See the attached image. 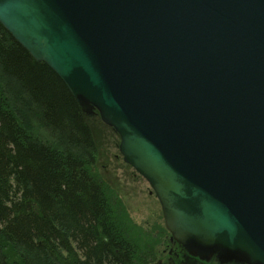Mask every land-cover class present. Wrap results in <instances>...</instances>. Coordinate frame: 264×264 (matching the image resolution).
Here are the masks:
<instances>
[{"label": "water", "instance_id": "obj_1", "mask_svg": "<svg viewBox=\"0 0 264 264\" xmlns=\"http://www.w3.org/2000/svg\"><path fill=\"white\" fill-rule=\"evenodd\" d=\"M0 24L118 135L171 240L264 264V0H0Z\"/></svg>", "mask_w": 264, "mask_h": 264}, {"label": "trees", "instance_id": "obj_2", "mask_svg": "<svg viewBox=\"0 0 264 264\" xmlns=\"http://www.w3.org/2000/svg\"><path fill=\"white\" fill-rule=\"evenodd\" d=\"M86 118L61 79L0 24V264L157 260L161 239L130 235L125 210L95 171Z\"/></svg>", "mask_w": 264, "mask_h": 264}, {"label": "rangeland", "instance_id": "obj_3", "mask_svg": "<svg viewBox=\"0 0 264 264\" xmlns=\"http://www.w3.org/2000/svg\"><path fill=\"white\" fill-rule=\"evenodd\" d=\"M32 130L47 138L43 128H40L27 112H23ZM97 144L98 156L95 171L108 184L113 192L115 202L121 204L128 219L130 235L138 242L149 240V237L160 238L159 233L164 227L159 201L147 181L130 165L126 164L118 151L119 137L105 125L97 113L86 116ZM159 246V250L163 247ZM157 260L153 261L156 264Z\"/></svg>", "mask_w": 264, "mask_h": 264}, {"label": "flooded vegetation", "instance_id": "obj_4", "mask_svg": "<svg viewBox=\"0 0 264 264\" xmlns=\"http://www.w3.org/2000/svg\"><path fill=\"white\" fill-rule=\"evenodd\" d=\"M162 248L156 264H243L238 262H221L218 253H214L209 260L190 255L186 248L170 239V233L164 235Z\"/></svg>", "mask_w": 264, "mask_h": 264}]
</instances>
